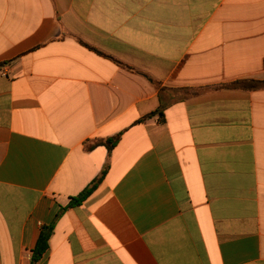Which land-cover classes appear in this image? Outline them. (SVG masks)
<instances>
[{
	"label": "crops",
	"instance_id": "1",
	"mask_svg": "<svg viewBox=\"0 0 264 264\" xmlns=\"http://www.w3.org/2000/svg\"><path fill=\"white\" fill-rule=\"evenodd\" d=\"M50 225L36 264H264V0H0V264Z\"/></svg>",
	"mask_w": 264,
	"mask_h": 264
},
{
	"label": "trees",
	"instance_id": "2",
	"mask_svg": "<svg viewBox=\"0 0 264 264\" xmlns=\"http://www.w3.org/2000/svg\"><path fill=\"white\" fill-rule=\"evenodd\" d=\"M262 84L260 82L255 81H238L231 85L234 88H246V89H254L260 87ZM119 137L109 138L105 141L97 142V144L105 145L109 150H111L118 142ZM96 144V145H97ZM104 172L102 173V176ZM102 176L96 180H94L85 190L77 197L72 200L70 203L71 206L78 205L84 200H86L91 193L96 189L99 182L101 181ZM53 233V226L50 225L47 228L42 229L40 236L38 238L37 244L32 251V263L36 264L46 252L49 246V240Z\"/></svg>",
	"mask_w": 264,
	"mask_h": 264
}]
</instances>
